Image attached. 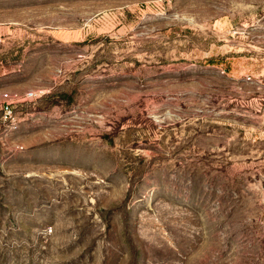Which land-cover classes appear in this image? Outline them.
Instances as JSON below:
<instances>
[{
  "label": "rangeland",
  "instance_id": "rangeland-1",
  "mask_svg": "<svg viewBox=\"0 0 264 264\" xmlns=\"http://www.w3.org/2000/svg\"><path fill=\"white\" fill-rule=\"evenodd\" d=\"M0 264H264V0H0Z\"/></svg>",
  "mask_w": 264,
  "mask_h": 264
}]
</instances>
